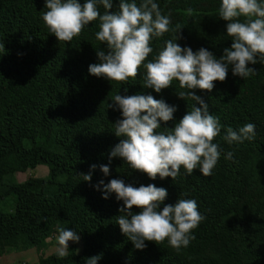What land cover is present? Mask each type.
Listing matches in <instances>:
<instances>
[{
	"label": "trees",
	"instance_id": "1",
	"mask_svg": "<svg viewBox=\"0 0 264 264\" xmlns=\"http://www.w3.org/2000/svg\"><path fill=\"white\" fill-rule=\"evenodd\" d=\"M154 2L170 18V29L181 27L176 41L181 47L194 52L204 47L219 58L231 46L227 21L219 16L221 0ZM112 3V11H118L119 0ZM44 5L45 0H0V43L5 50L0 54V204L11 202L12 207L0 211L5 253L32 248L42 253L61 226L77 233L80 251L72 242L67 257L59 258L56 252L40 255L37 264H86L97 255V264H264V64H250L257 71L247 78L233 76L229 66L226 80L214 82L211 92L193 90L221 124L213 141L221 155L211 175L203 176L199 169L188 175L181 166L173 180H152L122 158L109 163L110 150L120 140L113 124L121 114L108 104L116 94L163 99L177 110L161 127L174 126L193 104L199 105L177 97L186 89L175 80L160 93L144 87L143 67L126 82L89 74L88 66L98 62L96 50H106L95 38L98 21L86 25L71 42H57L41 19ZM97 7L103 14V6ZM174 36L170 30L153 38L147 60ZM246 123L255 125L252 140L230 144L223 139L227 128L238 130ZM228 152L231 159L225 158ZM101 165H109L108 176ZM41 166L47 168L43 177L29 174L18 182L14 176ZM90 171L91 180L85 182L81 174ZM111 179L134 187H164L168 195L163 204L194 199L205 217L192 230L195 238L179 250L167 240L145 241L142 250L135 248L117 224L122 201L114 193L102 198L99 181L107 184Z\"/></svg>",
	"mask_w": 264,
	"mask_h": 264
},
{
	"label": "clouds",
	"instance_id": "2",
	"mask_svg": "<svg viewBox=\"0 0 264 264\" xmlns=\"http://www.w3.org/2000/svg\"><path fill=\"white\" fill-rule=\"evenodd\" d=\"M98 4L104 8L103 14ZM44 8L41 19L57 42H71L86 25L98 21L95 38L106 50H96L98 62L88 66L89 74L126 82L129 78L135 79L143 67L144 87L160 93L175 80L181 89H186L177 93V97L199 105L193 104L174 126L161 127L162 122L167 124L174 119L175 106L152 95L116 94L107 108L120 111L121 118L113 124L114 134L120 140L110 150L109 163L112 158H122L131 169L152 180L157 176L173 180L181 166L188 175L199 169L203 176H210L221 155L218 144L213 142L221 132V124L193 90L211 92L214 82L226 80L229 66L233 76L247 78L257 71L250 64H264V0H221L219 16L227 21L226 34L232 43L219 58L204 47L195 52L190 47H181L176 42L181 27L170 29V18L161 14L154 0H141L139 6L136 0H119L115 12L112 0H84L83 3L45 0ZM187 12L191 15L192 9ZM170 30L175 32L174 38L165 41L156 49L153 59L147 60L153 53V38H160ZM4 51L0 43V54ZM254 136L255 125L246 123L238 130L227 128L223 139L230 144L242 143ZM225 158L231 159L232 153L228 152ZM90 168L95 169L96 165ZM100 171L108 176L109 165H101ZM81 175L85 182L91 180V171ZM99 185H103L102 198L107 199L109 193H114L116 200L122 201L117 224L137 249L146 247L145 241L160 244L165 240L176 250L187 247L195 238L192 230L205 218L194 199L163 204L168 195L164 187L154 184L134 187L121 179H111L107 184L101 180ZM134 208L138 211H133ZM56 232V253L59 258H65L68 242H78L79 236L61 226H57ZM99 259V255L87 258L86 264H97Z\"/></svg>",
	"mask_w": 264,
	"mask_h": 264
},
{
	"label": "rangeland",
	"instance_id": "3",
	"mask_svg": "<svg viewBox=\"0 0 264 264\" xmlns=\"http://www.w3.org/2000/svg\"><path fill=\"white\" fill-rule=\"evenodd\" d=\"M47 172L46 166L38 167L35 171H28L26 173H15V178L18 182H23L29 174H32L37 177H43L45 176ZM11 202H3L0 204V211H8L10 210ZM56 233L52 235L51 238L48 239V248L44 250L42 253L40 251H36V249L32 248L23 252H17V253H10L7 254L4 251V248L2 246V243L0 242V246L3 248H0V264H37L38 259L40 255L47 256L51 253L56 252L57 248V241H56ZM72 241L68 242V247L71 245ZM77 249L80 251L81 249V240L79 239L78 242H76Z\"/></svg>",
	"mask_w": 264,
	"mask_h": 264
}]
</instances>
